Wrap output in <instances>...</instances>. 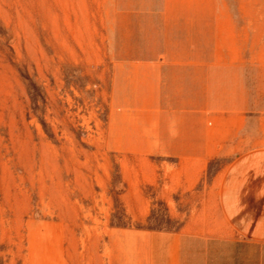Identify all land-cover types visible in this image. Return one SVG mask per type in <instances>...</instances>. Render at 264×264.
Returning <instances> with one entry per match:
<instances>
[{"label":"rangeland","instance_id":"obj_1","mask_svg":"<svg viewBox=\"0 0 264 264\" xmlns=\"http://www.w3.org/2000/svg\"><path fill=\"white\" fill-rule=\"evenodd\" d=\"M231 24L264 55V0H0V264H149L142 238L222 226L246 146L165 105L155 67L221 56Z\"/></svg>","mask_w":264,"mask_h":264},{"label":"crops","instance_id":"obj_2","mask_svg":"<svg viewBox=\"0 0 264 264\" xmlns=\"http://www.w3.org/2000/svg\"><path fill=\"white\" fill-rule=\"evenodd\" d=\"M246 32L260 28L231 24L221 38V56L157 60V90L165 105L193 113L199 104L206 119H220L213 127H220L222 145L246 147L220 175L216 202L222 226L142 238V251L152 252L149 264H264V55H244ZM198 74L204 81L199 102Z\"/></svg>","mask_w":264,"mask_h":264}]
</instances>
